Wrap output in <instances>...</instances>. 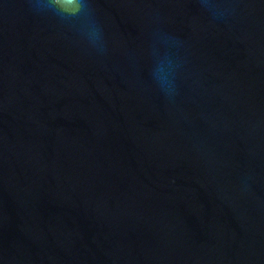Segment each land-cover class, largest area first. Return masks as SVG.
Masks as SVG:
<instances>
[{"label": "water", "instance_id": "95a60500", "mask_svg": "<svg viewBox=\"0 0 264 264\" xmlns=\"http://www.w3.org/2000/svg\"><path fill=\"white\" fill-rule=\"evenodd\" d=\"M0 264H264V0H0Z\"/></svg>", "mask_w": 264, "mask_h": 264}]
</instances>
